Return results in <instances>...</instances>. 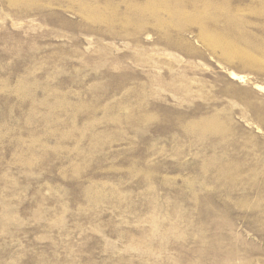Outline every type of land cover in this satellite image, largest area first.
Returning a JSON list of instances; mask_svg holds the SVG:
<instances>
[{
    "label": "rangeland",
    "instance_id": "1",
    "mask_svg": "<svg viewBox=\"0 0 264 264\" xmlns=\"http://www.w3.org/2000/svg\"><path fill=\"white\" fill-rule=\"evenodd\" d=\"M0 264H264V0H0Z\"/></svg>",
    "mask_w": 264,
    "mask_h": 264
},
{
    "label": "bare ground",
    "instance_id": "2",
    "mask_svg": "<svg viewBox=\"0 0 264 264\" xmlns=\"http://www.w3.org/2000/svg\"><path fill=\"white\" fill-rule=\"evenodd\" d=\"M231 78H233V79H236V78H240V79H242L243 77H237V75L234 73V72H231Z\"/></svg>",
    "mask_w": 264,
    "mask_h": 264
}]
</instances>
